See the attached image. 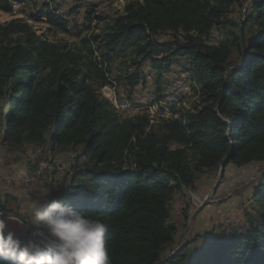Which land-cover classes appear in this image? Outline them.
<instances>
[{
  "label": "trees",
  "instance_id": "1",
  "mask_svg": "<svg viewBox=\"0 0 264 264\" xmlns=\"http://www.w3.org/2000/svg\"><path fill=\"white\" fill-rule=\"evenodd\" d=\"M242 1L129 0L109 22L89 18L73 47L51 42L27 21L0 26L2 141L39 149V156L78 153L58 199L106 224L112 264H264V173L243 233L224 231L197 251L188 242L171 256L174 198L194 191L225 159L224 173L230 164L264 163V0H250L240 30L228 16ZM13 2L21 1L0 0V11L12 13ZM29 19L71 32L53 12ZM166 33L172 39L161 41ZM147 64L159 76L180 68L197 93L194 113L123 118L102 89L144 106L153 96L137 95L148 82Z\"/></svg>",
  "mask_w": 264,
  "mask_h": 264
},
{
  "label": "rangeland",
  "instance_id": "2",
  "mask_svg": "<svg viewBox=\"0 0 264 264\" xmlns=\"http://www.w3.org/2000/svg\"><path fill=\"white\" fill-rule=\"evenodd\" d=\"M12 1L21 2H13L12 13L0 11V26L7 25L12 21H27L39 35L44 34L51 42L73 47L80 42L81 37L79 33L82 31L81 35H85L86 32L83 27L88 26L89 18L101 15L109 22L122 12L129 0ZM249 3L250 0H243L242 6H234L228 16L233 22L240 23V30L243 28V17L247 12ZM87 10L93 11L91 16L87 14ZM47 11L56 13L65 19L71 32L64 33L51 28L45 20L36 22L29 19L30 15L46 13ZM94 24L92 25L93 27ZM101 28H104V26L101 25ZM159 39L161 41H170L172 37L166 33L162 34ZM144 72L148 77V82L143 88H139L137 95L143 96L150 91L154 96V92H157L158 89L156 86L159 85V80H163V91L160 93L161 99L159 100H163L170 92L181 94L184 90H188L190 98L187 99L186 106L193 107L195 104L193 95H197V93L192 89L193 92L187 89L189 87V84L186 83L187 76L180 68L173 67L170 71H165L162 76H159V71H155L151 65L148 66L147 64ZM102 91L105 98L109 101L114 102L120 97L119 91L116 88H105ZM153 96H151L152 99ZM124 99L127 101L126 98ZM128 102L131 112L127 110L126 113L122 112L119 105V111L125 116L123 118L141 116L144 113L149 115L154 109V107H150L151 105L147 107L149 103H145L140 108H134L129 100ZM113 104L116 106L118 101L116 104ZM38 152L39 149L4 144L0 130V167L4 168L5 174H19L26 168L36 171L35 169H38L42 162H46L49 159L55 160L59 164L67 163L74 165L75 156L78 154L77 152L68 153L61 151L55 153L46 152L39 156L41 153ZM84 161L82 159L79 163H83ZM66 170L60 175L52 174L55 173L52 170L46 171L29 188L12 187L0 183V207L4 206L9 210V213L11 211L12 214H16L21 209V205L28 200L26 196L36 197L37 193L35 189H38L41 185H47L50 190H61L70 181L71 173ZM262 173H264V163H255L241 167L230 164L226 167L220 185L214 194L213 189L219 180L220 170L216 173L203 175L196 183L194 191H185L182 196H176L171 203L170 212V223L177 227L174 249L179 248L183 242L186 244L190 242L192 243L190 250L197 251L205 246L209 239L217 237L224 231L243 233L248 225L245 215L246 213L253 212L254 203H252V200ZM12 191L14 192V196L10 194L13 193ZM53 195H56L55 191ZM9 227L18 231L21 230L17 229L15 224H10ZM27 231L31 233L29 228H27Z\"/></svg>",
  "mask_w": 264,
  "mask_h": 264
},
{
  "label": "clouds",
  "instance_id": "3",
  "mask_svg": "<svg viewBox=\"0 0 264 264\" xmlns=\"http://www.w3.org/2000/svg\"><path fill=\"white\" fill-rule=\"evenodd\" d=\"M35 191L16 214L0 212V264H112L104 222L63 204L62 189Z\"/></svg>",
  "mask_w": 264,
  "mask_h": 264
},
{
  "label": "built area",
  "instance_id": "4",
  "mask_svg": "<svg viewBox=\"0 0 264 264\" xmlns=\"http://www.w3.org/2000/svg\"><path fill=\"white\" fill-rule=\"evenodd\" d=\"M175 97L170 92V98ZM120 106H122V112L126 113L127 104H124V98L119 101L117 100ZM171 110H164L160 111L161 114H170ZM70 165L67 163L59 164L55 160H49L46 162H42L39 168L32 172L29 168H26L20 174H5L4 168L0 167V182L8 186H24V187H31L33 182L39 179L46 171L48 170H56L58 175L62 174Z\"/></svg>",
  "mask_w": 264,
  "mask_h": 264
},
{
  "label": "bare ground",
  "instance_id": "5",
  "mask_svg": "<svg viewBox=\"0 0 264 264\" xmlns=\"http://www.w3.org/2000/svg\"><path fill=\"white\" fill-rule=\"evenodd\" d=\"M187 89H189L191 92H193L191 89V86L189 85V87H187ZM188 90H184L183 93H172V95H175V97H171L170 98V94L166 95L163 100H160L159 102H152L150 103L149 102V105L147 104V107L150 106V107H154V109L152 110V113H149V116L150 118L152 117L153 120L155 121H166V120H170L172 118H177L179 119V115H175L176 111L179 112V111H182L184 114H186L187 112L188 113H194V107H191V106H186V101L187 99H189L190 97L188 96ZM193 94V93H192ZM195 94V93H194ZM195 101L197 99V96L196 95H193ZM152 100H155V96H153V99ZM163 102V103H161ZM124 104H127V107H126V110L131 112L130 110V105H129V102L128 100L125 101L124 99ZM149 109V108H147ZM164 109V110H171L170 114H161L160 111ZM120 110H122V106H120ZM197 110V109H196ZM148 111V110H147ZM128 113V112H127ZM183 114V115H184ZM187 118V117H186ZM43 151H39V153H42ZM46 152V151H44ZM54 158V157H53Z\"/></svg>",
  "mask_w": 264,
  "mask_h": 264
},
{
  "label": "water",
  "instance_id": "6",
  "mask_svg": "<svg viewBox=\"0 0 264 264\" xmlns=\"http://www.w3.org/2000/svg\"><path fill=\"white\" fill-rule=\"evenodd\" d=\"M226 160H227V159H225V160L223 161L222 165H221L219 180H218L216 186H215L214 189H213V194L217 191V189H218V187H219V185H220L221 179H222L223 174H224V168H225ZM203 206H205V204H203ZM28 228L30 229L31 232L33 231V229H32L30 226H29ZM185 246H186V243L183 242V243L181 244V246H180L179 248H177V249L171 254V256H173V255H175L176 253H178L179 251H181Z\"/></svg>",
  "mask_w": 264,
  "mask_h": 264
},
{
  "label": "crops",
  "instance_id": "7",
  "mask_svg": "<svg viewBox=\"0 0 264 264\" xmlns=\"http://www.w3.org/2000/svg\"><path fill=\"white\" fill-rule=\"evenodd\" d=\"M2 185H3V184H2ZM13 191H14V190H13ZM13 191H12V192H13ZM10 194L14 196V192H13V193H10ZM22 194H23V193H22ZM24 196H26V195H24ZM26 198L29 199V196L27 195ZM32 198H35V197H32Z\"/></svg>",
  "mask_w": 264,
  "mask_h": 264
}]
</instances>
